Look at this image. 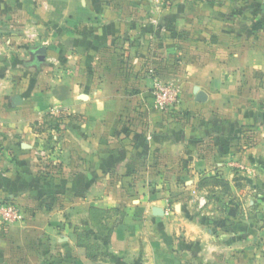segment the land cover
Masks as SVG:
<instances>
[{
    "label": "crops",
    "instance_id": "obj_1",
    "mask_svg": "<svg viewBox=\"0 0 264 264\" xmlns=\"http://www.w3.org/2000/svg\"><path fill=\"white\" fill-rule=\"evenodd\" d=\"M42 19L63 22L72 70L50 89L41 77L0 80V200L25 217L0 224V264H264L258 235L208 237L192 203L174 213L137 186L169 174L193 191L205 177L264 186V0H0V37L35 38ZM150 66L180 86L179 113L155 109ZM51 106L67 109L60 140ZM244 138L254 145L241 152ZM232 163L256 173L230 172ZM91 207L124 215L101 244L107 262L77 244V228L94 233Z\"/></svg>",
    "mask_w": 264,
    "mask_h": 264
},
{
    "label": "rangeland",
    "instance_id": "obj_2",
    "mask_svg": "<svg viewBox=\"0 0 264 264\" xmlns=\"http://www.w3.org/2000/svg\"><path fill=\"white\" fill-rule=\"evenodd\" d=\"M43 18H45V16ZM1 26H4V23L2 25L0 24V34H2ZM63 28H65L63 22H56L55 25H52L50 23H45V20L42 19L40 27L37 28L34 34L35 38H27L26 35L24 39L20 38L13 40L14 37H8V34L0 37V62L10 63L7 68L0 67V80L3 78L14 84L20 79L32 81L37 77H41L42 80L38 82L39 86H43L45 89H50V87L52 88L54 85V88H56L58 83H62L60 81L68 79L70 75L69 72L72 68L69 67L71 64L67 60L66 56L69 54L68 51L72 49V45L70 43V39L66 42L65 39L63 40L57 38L58 35L64 37ZM10 29L17 31L16 29L10 27L7 30V33H12L8 32ZM56 41H58L57 44ZM43 46L50 48L51 51L55 53L53 55L56 57H50L51 55L47 54L44 62H38L36 57L32 56L31 53ZM67 47H69L68 50H66ZM150 69H154L163 81L171 82V79L159 73L157 67L150 66ZM179 108L174 112L179 113ZM65 110L67 109H64V107L59 108L58 106H51L50 111H48L45 115L46 117H49L50 115L51 117H55V120L48 119L50 124L48 123L47 125L55 130L53 132H59L56 136V140H60V136L62 139L64 137L62 132L64 131V127L67 124L66 121L68 120V117L64 115L63 112ZM41 129L42 131H46L45 128ZM48 138L50 137L47 136L46 139ZM247 143L248 141L245 142L244 138L246 148L241 147V152L250 149L254 145L252 141H250L248 145ZM46 146L45 151L43 150V152H41V155H43L44 158L49 157L47 152H50L51 148H53V146L49 143H47ZM209 154H211L210 151L207 152V155ZM207 166L212 172V164ZM180 168L182 169V166H180ZM228 169L230 172L235 173L237 172L236 170H238L244 174H249V176L256 173L253 168H250L251 170L253 169V171H249L248 167H239L234 164ZM226 172L228 173V171ZM205 175H210V173ZM186 180V177L181 179L169 174V176H163V178L160 179L142 181L141 183H137V186L141 189V191H145L157 199H166L167 201H171L168 203L174 213V207L176 204L190 205V203H192L191 205L192 207H195V209L192 211L193 213L190 216L191 222L199 223L206 234L209 233L208 237L209 235L211 237L212 235L218 237H228L241 233L243 237H256V235H258V237L264 242V186H254V183H249L248 186L244 185L243 187L242 182H231L230 184L232 186L230 187L232 193H229L224 187L215 188L212 187V185H208L200 191H193L191 190V187H193L191 181ZM252 180H254L253 176ZM241 188L243 190L245 189V191L243 194L239 195L236 191H240ZM258 194L262 195L258 196ZM134 200L138 201V197L125 199L126 204H133ZM113 216L114 214H110L105 221L104 226L106 234L103 236H96L98 238L95 237L94 239V242H98L100 244L101 251L105 255L104 260H102L104 262H107L109 259V252L107 247L104 245L102 246L101 244L107 240V234L109 230H112L109 229L110 226L117 224L118 221L124 218L123 214H117V220H114ZM128 217L132 219V217L136 218V215H130ZM90 224L92 231L94 232L93 234H96L97 230L92 226L91 222ZM207 239L212 240V238ZM199 248L201 251L200 253H202L201 259L205 257V255L207 256L209 254L208 247H203V243L200 244ZM41 252H43L42 249ZM40 257L43 259L42 261H44L45 255L43 253L40 254Z\"/></svg>",
    "mask_w": 264,
    "mask_h": 264
},
{
    "label": "built area",
    "instance_id": "obj_3",
    "mask_svg": "<svg viewBox=\"0 0 264 264\" xmlns=\"http://www.w3.org/2000/svg\"><path fill=\"white\" fill-rule=\"evenodd\" d=\"M153 81V103L161 112H174L180 107L181 88L174 82L163 81L154 69H148ZM43 156V155H41ZM25 219L19 204L14 199L0 200V224L14 225Z\"/></svg>",
    "mask_w": 264,
    "mask_h": 264
},
{
    "label": "trees",
    "instance_id": "obj_4",
    "mask_svg": "<svg viewBox=\"0 0 264 264\" xmlns=\"http://www.w3.org/2000/svg\"><path fill=\"white\" fill-rule=\"evenodd\" d=\"M201 188H206L208 185H212L215 188H225L229 193H232L231 185L228 181L217 178V177H205L200 182ZM117 209H100L91 207L89 209V220L92 226L97 230L96 234L89 231L81 230L77 228L75 234L77 237V244L79 247L84 248L87 252L88 259L96 262L99 260H104L105 255L101 251V246L98 242H94L96 236H103L105 233V221L108 216L112 213H117ZM123 214V213H121ZM112 230H109L107 234V240L111 237Z\"/></svg>",
    "mask_w": 264,
    "mask_h": 264
},
{
    "label": "water",
    "instance_id": "obj_5",
    "mask_svg": "<svg viewBox=\"0 0 264 264\" xmlns=\"http://www.w3.org/2000/svg\"><path fill=\"white\" fill-rule=\"evenodd\" d=\"M32 56L38 57L39 60L38 62H44L47 56V48L46 47H41L31 53ZM195 95H196V102L198 103H205L208 100V96L200 92L199 87H195L194 89ZM22 104V99L20 97H15L14 98V105H20ZM153 214L156 217H163L164 216V210L158 207H155L153 210Z\"/></svg>",
    "mask_w": 264,
    "mask_h": 264
},
{
    "label": "flooded vegetation",
    "instance_id": "obj_6",
    "mask_svg": "<svg viewBox=\"0 0 264 264\" xmlns=\"http://www.w3.org/2000/svg\"><path fill=\"white\" fill-rule=\"evenodd\" d=\"M36 59H37V61L39 60V58H38V57H36Z\"/></svg>",
    "mask_w": 264,
    "mask_h": 264
}]
</instances>
